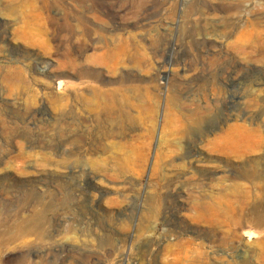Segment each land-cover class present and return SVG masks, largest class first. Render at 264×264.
<instances>
[{"label":"rangeland","instance_id":"rangeland-1","mask_svg":"<svg viewBox=\"0 0 264 264\" xmlns=\"http://www.w3.org/2000/svg\"><path fill=\"white\" fill-rule=\"evenodd\" d=\"M251 24L264 0H0V264H264Z\"/></svg>","mask_w":264,"mask_h":264},{"label":"bare ground","instance_id":"bare-ground-1","mask_svg":"<svg viewBox=\"0 0 264 264\" xmlns=\"http://www.w3.org/2000/svg\"><path fill=\"white\" fill-rule=\"evenodd\" d=\"M245 20V19H244ZM230 21V20H229ZM243 21V20H242ZM234 22H236V20L234 21ZM233 23V22H232ZM239 23V22H238ZM52 25V24H51ZM227 25H228V22H227ZM254 25L255 24H251L250 25V28H251V30L249 29L247 32H245L246 33V35L247 36H249V37H256V38H258V41H257V43H255L254 45H253V47L252 48H261V46L262 45H264V37L262 38V36H261V34L262 33H260L259 31H257L255 28H254ZM237 26V25H236ZM238 27H239V25H238ZM229 32V31H228ZM41 33V32H40ZM48 33V32H47ZM232 34H233V32H231ZM39 35V34H38ZM45 35V34H44ZM43 36V35H42ZM59 37V36H58ZM243 39V38H242ZM44 40V39H43ZM253 40V39H252ZM237 41V40H236ZM239 41H241V40H239ZM245 43H246V41H245ZM251 43H252V41H251ZM236 44V43H235ZM244 44V43H243ZM60 46V45H59ZM237 46V45H236ZM244 45H242V44H239L238 45V49H239V52L240 53H242L243 55H245V56H248V55H250V52H248V51H246L245 50V48L243 47ZM252 46V45H251ZM49 47V46H48ZM247 47H248V44H247ZM264 47V46H263ZM54 51V50H53ZM61 52V51H60ZM63 52V51H62ZM59 55V54H58ZM66 58V57H65ZM60 59V58H59ZM76 60V59H75ZM61 61V60H60ZM70 61V60H69ZM72 63H73V60L71 61ZM70 62V63H71ZM60 63V62H59ZM11 70V69H10ZM41 73V72H40ZM258 106V105H257ZM257 111V110H256ZM17 122V121H16ZM23 126V125H22ZM242 136V135H241ZM236 137V136H235ZM261 142V141H260ZM30 229V228H29ZM28 232V231H27ZM6 233V232H5ZM12 233V232H11ZM4 236V235H3ZM11 239V238H10ZM51 246V245H50ZM37 253V252H36ZM46 262V261H45Z\"/></svg>","mask_w":264,"mask_h":264}]
</instances>
